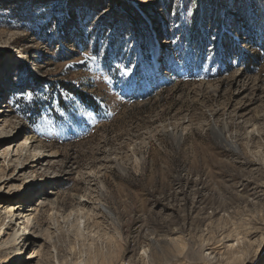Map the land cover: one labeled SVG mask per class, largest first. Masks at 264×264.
<instances>
[{
    "label": "rangeland",
    "instance_id": "rangeland-1",
    "mask_svg": "<svg viewBox=\"0 0 264 264\" xmlns=\"http://www.w3.org/2000/svg\"><path fill=\"white\" fill-rule=\"evenodd\" d=\"M262 13L264 0H0V206L30 218L24 231L0 208V264H264ZM205 55L219 68L170 71Z\"/></svg>",
    "mask_w": 264,
    "mask_h": 264
},
{
    "label": "trees",
    "instance_id": "trees-1",
    "mask_svg": "<svg viewBox=\"0 0 264 264\" xmlns=\"http://www.w3.org/2000/svg\"><path fill=\"white\" fill-rule=\"evenodd\" d=\"M254 1H257V0H254ZM254 21L255 22H254V26H253V28H254L253 31L255 32V39L264 40V16H263V13H262L260 21H258V18ZM199 32L203 33L204 37L208 36V33L206 31L202 30ZM210 41L212 43H215L218 41V38H213ZM261 45H262V43H260V42H257V41L254 42L255 47H259ZM192 52L194 53V51L192 49H188L187 55L191 54ZM170 61H171V63H170L171 66L169 67L170 71L176 75H179V76H185V74L190 73L192 71V69H194L193 63H197V66L199 65L198 67L195 66L196 67L195 69H198L200 71L201 70H209L211 68H219V65L213 66V65H215L213 63L216 61V59L214 57H208L206 55L202 58V60L201 59H194L193 57L181 56V57L176 58V59L171 57ZM246 61L248 63H250L252 61V58H248ZM130 62L132 63V62H134V60H131ZM107 68L108 69L110 68V63L107 64ZM115 75L116 74H113L114 81L117 79H119V80L125 79L124 77L116 78L117 76H115ZM130 81L136 83V86L134 87V89L131 92L132 97L137 96V94L139 93L140 87H141V89L146 88V83H145V80L142 76V73H141V70L139 67H137L136 72L133 74V77L130 79ZM61 90L67 91V92L69 91L73 95L74 98L78 99L81 102L83 107H85V108L89 109L91 112H93L94 118L102 117L103 108L100 106V103L92 95H89L88 93L84 92L83 90L76 88L74 86H71L69 84H64L63 82H62ZM60 101H61L60 107L65 110L64 113L66 114V113L71 112L69 106L67 104L63 103L62 100H60ZM48 103H49V100H46L41 105H48ZM57 117H58V119H62V118H64V115L59 114V116H57ZM74 118L75 117L73 114L67 117V119H74Z\"/></svg>",
    "mask_w": 264,
    "mask_h": 264
},
{
    "label": "bare ground",
    "instance_id": "bare-ground-1",
    "mask_svg": "<svg viewBox=\"0 0 264 264\" xmlns=\"http://www.w3.org/2000/svg\"><path fill=\"white\" fill-rule=\"evenodd\" d=\"M225 129V126L223 127V128H221V127H218V126H213L212 127V130H213V133H214V136L216 137V139L217 140H219L220 141V143H222V144H225L226 146H228V147H230V148H232L233 147V145L231 144V143H229L227 140H225L224 138H223V135H222V133H223V130ZM39 143V142H38ZM27 150V149H26ZM49 153H50V155H53V154H55L56 153V151H52V150H49ZM55 156V155H54ZM27 166V165H26ZM0 171H2V168L0 169ZM7 177V179L8 180H11V177H12V175L10 174V175H8L7 173H2V175H1V177ZM9 176V177H8ZM10 185H13V184H10ZM17 189H18V187H19V185H16L15 186ZM73 200H74V202H73V204L74 205H76V207H78L81 203V201L79 200V199H77V197H74L73 198ZM59 203V201H58V198L56 197V198H54V199H51L50 201H49V204L50 205H52L53 207L54 206H57V204ZM10 205L11 204H5V205H2V206H0V208H3V214H5V217H12L15 213L17 214L18 213V215L20 216V218H22L24 215L22 214V212H21V209H23V204H16L17 205V207H16V209H14V211H13V209H11V208H13V206L12 207H10ZM19 205V206H18ZM18 208H20L19 209V212H15V211H17L18 210ZM84 209V207L82 206V208L80 207V208H78V211H82ZM23 210H25V208L23 209ZM29 210V209H28ZM36 210V209H35ZM105 210V213L107 214V215H109L110 217H112V213H111V211L110 210H108L107 208H105L104 209ZM29 215H31V214H29ZM25 217V218H24ZM23 218H24V220L23 221H21V224H23V230L25 231L26 229H28V224H29V220H30V218L28 217V218H26V216H24ZM22 218V219H23ZM76 229H75V234L77 235V236H83V234H84V230H85V228H84V226L83 225H81V224H78V225H76V227H75ZM17 235V233L15 232V233H13V235H12V239H11V242L14 240V238H15V236ZM238 243H239V238H236V240H235V244L233 243V242H231L228 246H229V248L230 249H233V248H235L234 250H232L231 251V253H232V255H233V262H236V261H239V260H241V258H242V256H243V250L242 249H239L237 246H239L238 245ZM250 243V242H249ZM89 254V253H88ZM84 256V255H83ZM79 257V256H78ZM82 257V256H81ZM156 256H155V254H151L150 255V260H152L153 262H156L155 260H156ZM80 259V260H79ZM78 260L79 261H77V264H86V261L84 260V259H81V258H79ZM95 259V258H94ZM93 260V259H92Z\"/></svg>",
    "mask_w": 264,
    "mask_h": 264
}]
</instances>
